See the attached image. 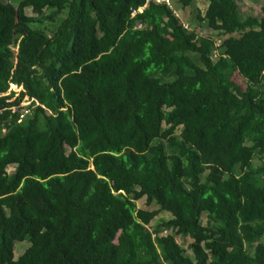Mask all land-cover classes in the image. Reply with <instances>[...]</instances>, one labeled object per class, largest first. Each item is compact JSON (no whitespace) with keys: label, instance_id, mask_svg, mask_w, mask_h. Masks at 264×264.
<instances>
[{"label":"trees","instance_id":"1","mask_svg":"<svg viewBox=\"0 0 264 264\" xmlns=\"http://www.w3.org/2000/svg\"><path fill=\"white\" fill-rule=\"evenodd\" d=\"M237 1L199 34L144 0H0V264H264V1Z\"/></svg>","mask_w":264,"mask_h":264},{"label":"rangeland","instance_id":"2","mask_svg":"<svg viewBox=\"0 0 264 264\" xmlns=\"http://www.w3.org/2000/svg\"><path fill=\"white\" fill-rule=\"evenodd\" d=\"M19 0H11V4H13L15 7L17 6ZM264 0H238L237 1V6H238V17L239 19L245 20L248 17H256L259 18L261 17V5L263 4ZM172 7L174 10L179 14L180 18L185 21V23L189 22L191 23V27L194 30H197L199 34H205L206 30L204 29L205 27L200 25L198 26V23L196 21V13H203L205 11V8L208 4V0H192V4L190 7L183 9L180 4L177 2V0H170ZM26 14L28 16H32L31 10L27 9ZM62 21V18H60L59 22ZM41 29H43L48 35H51L55 31V24H44L43 26H40ZM261 67L263 68V64H261ZM234 81L241 87L244 88L245 84L244 81L240 78H233ZM63 112V110H60L57 115L55 116L56 118L59 117L60 113ZM264 163V157H256L253 160V165L254 167H257L259 164ZM14 170V166H9L7 168V172L10 174ZM136 207L138 209H144V210H155L157 209L156 206L151 205L147 207L145 205L144 200H140L136 202ZM169 215L167 213H161L155 220L154 223H156L159 220L162 219H169ZM206 222V217L205 215L202 216V223L205 224ZM153 222L147 226V228L152 231L154 228ZM176 240L179 245L184 250V253L188 257H192L191 252L188 249V245L190 243V240L188 238H181V237H176ZM29 246V243L27 241L23 242H17L15 243L14 246V259H17L23 252L24 250Z\"/></svg>","mask_w":264,"mask_h":264},{"label":"built area","instance_id":"3","mask_svg":"<svg viewBox=\"0 0 264 264\" xmlns=\"http://www.w3.org/2000/svg\"><path fill=\"white\" fill-rule=\"evenodd\" d=\"M145 1V5L141 8H139L137 11H133L132 12V16L135 15L136 13H140L142 11V9L148 5L149 2H154L156 4H165L166 6H168L170 9H172V5L170 0H144ZM173 13L177 16L176 12L173 10ZM184 28H187L186 25H184ZM216 57V54H215ZM21 89L17 88L15 85L10 84V87L8 89V94L10 92H14V95L12 97L11 100L9 101H13L14 99L19 97V93H20ZM33 102V99H28L27 97H25L23 100L20 101V105L19 106H14L11 107L10 109L12 110V112H16L18 115V122H22L24 120V118L26 117V115L30 114L31 112V104Z\"/></svg>","mask_w":264,"mask_h":264}]
</instances>
